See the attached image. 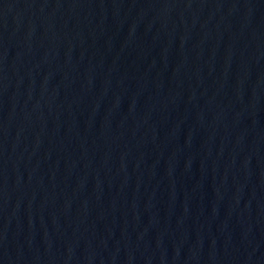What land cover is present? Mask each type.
<instances>
[{
	"label": "water",
	"instance_id": "1",
	"mask_svg": "<svg viewBox=\"0 0 264 264\" xmlns=\"http://www.w3.org/2000/svg\"><path fill=\"white\" fill-rule=\"evenodd\" d=\"M0 264H264V0H0Z\"/></svg>",
	"mask_w": 264,
	"mask_h": 264
}]
</instances>
